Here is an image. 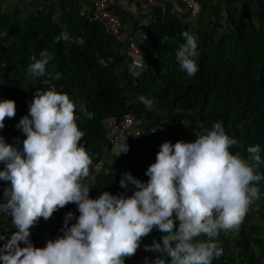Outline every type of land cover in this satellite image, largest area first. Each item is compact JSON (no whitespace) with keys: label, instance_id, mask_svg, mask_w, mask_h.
I'll return each instance as SVG.
<instances>
[{"label":"clouds","instance_id":"1","mask_svg":"<svg viewBox=\"0 0 264 264\" xmlns=\"http://www.w3.org/2000/svg\"><path fill=\"white\" fill-rule=\"evenodd\" d=\"M182 36L176 59L188 76H194L197 39L189 31ZM61 39L67 41L68 34L62 32L54 42ZM75 42L84 44L81 38ZM39 56L30 58V76L44 77L53 59L48 50ZM47 76L46 90H35L28 114L16 125L25 137L22 148L17 147L19 138L10 144L0 135V181L7 185L0 196V215L9 216L16 229L0 246V262L125 264L154 229L162 233L160 242L153 240L144 248L158 255L145 264H212L222 256L216 241L220 232H237L250 206L261 198L260 146H249L246 158L238 151L233 154L230 149L238 141L226 133L222 122H216L190 142L162 143L147 168L146 182L131 172L122 173L120 187L131 185V195L103 191L92 198L88 182L93 179L92 160L81 143L84 133L77 124V104L50 83L60 80V73ZM137 102L148 110L154 104L143 95ZM79 111L93 118L84 104ZM15 115L16 102L0 99V130L5 119ZM128 151L126 142L118 149L119 155ZM69 204L77 206L79 215L66 214L63 235L48 239L44 247L34 246L31 229Z\"/></svg>","mask_w":264,"mask_h":264},{"label":"trees","instance_id":"2","mask_svg":"<svg viewBox=\"0 0 264 264\" xmlns=\"http://www.w3.org/2000/svg\"><path fill=\"white\" fill-rule=\"evenodd\" d=\"M232 1L225 0L230 24L216 41L213 39L214 28H194L198 45V55L194 60L198 71L194 76H188L176 59V50L184 43L182 33L190 32L192 27L183 15L170 13L168 0H164V14L160 16L155 12L147 27L149 41L145 52L148 58L129 85L119 83L121 75L114 71L112 62L99 61L100 57L111 56L112 46L117 43L89 14L73 12L70 0L66 1L68 8L64 6L65 0H60L58 21H53L46 10H38L29 17H20L14 11H0V99L16 102V115L12 119H5V127L0 130V135L10 144H15L19 138L21 143L17 147L22 148L25 137L16 125L28 114L35 90H46L47 85L43 81L48 78V67H51L54 59L61 79H53L50 83L56 86L57 91L67 93L77 104V124L84 133L81 143L92 160L90 172L106 145L109 125L125 110H130L140 119V135L124 141L129 151L120 155L118 152L112 157L106 171L92 176L93 179L89 181L92 198H97L103 191L113 195L132 194V186L121 188L119 180L122 173H132L135 164L146 168L141 156L147 154L148 164L156 159L159 150L151 146L153 134L149 131L153 123H159L162 138L174 144L177 138L182 137L190 142L203 129H211L214 123L222 122L226 133L238 141L230 149L233 154L239 152L240 146L248 148L259 145L264 161V16L259 15L256 22L247 13L246 20L237 19L233 15L235 7L231 5ZM198 2L200 11L205 8V1ZM62 32H66L69 39L54 42ZM77 38L83 39L84 44L76 43ZM42 50H48L53 59L46 65L44 77L31 78L27 72L32 62L30 58L36 56L39 59ZM141 95L154 101L152 110L137 102ZM81 104L86 106L88 113L93 114L92 119L79 111ZM183 118L189 124L187 128L180 125ZM109 121L110 124L107 123ZM258 168L264 175V163ZM133 176L137 178V175ZM147 180L148 177L145 182ZM4 186H7L6 182L0 181V196ZM258 187L261 198H264V179ZM73 205L78 216V208ZM0 219L6 226L5 229L0 227V234L4 237L0 239L2 246L16 229L9 216L0 215ZM63 225L56 211L47 221L41 218L31 229L30 239L33 244L37 240L34 246L44 247L48 239L63 235ZM225 233L221 231L218 237ZM250 234L258 239L264 250V233L260 234L257 223L243 222L234 238L239 258L243 257L249 240L253 238ZM161 236L162 233L154 229L148 237L143 238L136 254L127 258L125 264H145L146 259H155L158 254L145 251L144 245H151L153 240L160 242ZM260 261L264 264V251ZM232 262L233 259L222 255L212 264ZM254 262L258 264L259 260L255 259Z\"/></svg>","mask_w":264,"mask_h":264},{"label":"rangeland","instance_id":"3","mask_svg":"<svg viewBox=\"0 0 264 264\" xmlns=\"http://www.w3.org/2000/svg\"><path fill=\"white\" fill-rule=\"evenodd\" d=\"M67 0L64 2L65 8H68L69 5L66 3ZM205 1V8L201 9L196 15L189 16L183 5L176 1V7L170 8V0H168V7L169 12L174 13L176 15H183L187 18L191 25V33L197 37V33L194 30L195 27H205L208 29V27L214 28V41H216L219 36L226 31L230 24V20L228 18V14L226 12L225 8V0H204ZM175 2V0H174ZM70 5L73 12L76 13H83L85 15L88 14V2L87 0H70ZM233 7H235V10L233 12L234 17L240 20H246V13L252 18V21L256 22V18L259 15L264 16V0L263 2H258L257 0H233L232 4ZM38 10H46L53 21H58L59 14L61 12L60 8V0H0V11H6V12H16L18 16L20 17H29L32 15H35ZM215 22L214 25L211 23ZM111 60V57H100L99 61L103 63H109ZM114 71L117 74H120V80L119 83L122 85H129L132 78L135 76L134 74L130 75V77L127 75V73L123 70H121L122 67H116V62H112ZM57 66L56 61L53 59V63L51 67H48V72L55 74L57 73ZM31 78H35V76H30ZM123 78H127L128 83H124L122 81ZM180 125L183 128L188 127V122L186 119H181ZM176 129V127H175ZM195 131V130H194ZM193 131V132H194ZM178 140H183L186 142V137L177 138ZM166 142L162 138V134H156L152 135L151 138V146L155 150L160 149V145L162 143ZM240 154L242 156L248 155L247 148L240 146L238 148ZM149 157L146 155L141 156V161H144V164L146 168H142L141 165L135 164L132 168L133 175H137V179L144 181L146 180V171L147 166H149L152 162L149 164L147 163V160ZM155 160H153V163ZM139 170V172H137ZM248 215V216H247ZM244 222L250 223L254 222L255 224L259 226V232L260 234L264 233V198H260L259 200L255 201L249 208V211L247 213ZM0 227L1 229H5V222L0 219ZM237 232H228L225 233L224 236H220L217 238V242L219 245H221L223 249V255L224 257H230V259H233V262L231 264H245L249 261L250 264H255L254 260H259L258 264L261 263V259L263 257V246L258 243V239L253 236V234H250L251 240H249L246 252L243 255V257L239 258L238 254V247L235 245L234 238L236 236ZM0 236H3V234H0ZM42 236H46L45 233L42 234ZM37 243V240L34 241V244Z\"/></svg>","mask_w":264,"mask_h":264},{"label":"built area","instance_id":"4","mask_svg":"<svg viewBox=\"0 0 264 264\" xmlns=\"http://www.w3.org/2000/svg\"><path fill=\"white\" fill-rule=\"evenodd\" d=\"M136 3L139 14L136 16L131 27H124L119 21L118 14L112 5L113 0H87L89 3L88 14L98 21L103 29L113 38L123 52L135 58L142 68L148 58L145 49L149 41L147 27L155 12L162 16L166 5L164 0H132ZM179 1L189 16H194L199 11L198 0H177ZM153 134H162L159 123H153L149 127ZM142 132L140 119L130 110L122 112L114 122V129L108 134L106 145L95 161L91 176L108 169L111 159L118 154V149L124 141L129 138H137ZM89 182V181H88ZM76 207L73 204L58 210V217L64 223L65 216L72 212L76 217ZM74 220V219H73ZM72 220V221H73ZM72 221H69L71 223Z\"/></svg>","mask_w":264,"mask_h":264},{"label":"crops","instance_id":"5","mask_svg":"<svg viewBox=\"0 0 264 264\" xmlns=\"http://www.w3.org/2000/svg\"><path fill=\"white\" fill-rule=\"evenodd\" d=\"M170 2L171 9L176 7V1L174 2V0H170ZM112 5L118 14V18L122 26L131 27L136 16L139 14V9L136 3L132 0H113ZM112 49L110 62H116V67H122L121 70L125 71L129 77L132 74L136 75L141 70V67L138 65L135 58L126 55L117 44L113 45ZM122 81H124V83H128L127 78H123ZM107 123L110 124V121ZM113 129L114 122L109 125L108 134L111 133Z\"/></svg>","mask_w":264,"mask_h":264}]
</instances>
